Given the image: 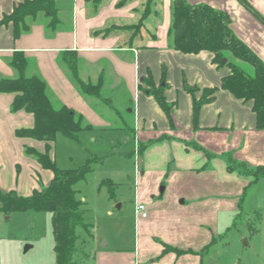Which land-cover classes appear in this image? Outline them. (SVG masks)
I'll return each instance as SVG.
<instances>
[{"label":"crops","instance_id":"0c3cea01","mask_svg":"<svg viewBox=\"0 0 264 264\" xmlns=\"http://www.w3.org/2000/svg\"><path fill=\"white\" fill-rule=\"evenodd\" d=\"M22 1L0 0V20ZM173 1L55 0L54 15L39 13L19 37L12 23L0 24V79L18 76L11 62L21 52L28 74H37L47 83L53 104L74 109L92 129L113 128L117 118L123 120L121 113L111 114L110 106L122 104L131 116L126 129L133 133V153L141 160L135 198L145 204L147 216L138 215L136 220L135 249L112 248L108 239L105 247L97 248L103 237L95 228L89 237L94 264H205L209 250L204 248L214 233L204 226L219 225L228 215V223L223 224L232 228L247 188L256 185L255 191L264 182V176L255 180L227 170L222 159L226 154L248 167L264 166V129L257 127L253 102L222 87L229 66L215 64L214 54L207 50L184 53L173 48L169 34ZM187 1L227 12L233 32L264 62V23L240 0ZM249 2L264 16V0ZM51 20L54 24L49 26ZM230 60L254 74L250 64ZM71 62H76L80 79L101 84L99 95L83 93L69 68ZM149 74L155 86L163 78L168 84L164 94L172 105V121L146 90L143 79ZM184 81L198 88L197 99L205 89L217 88L214 99L201 107L197 127L194 99ZM14 97L0 92L1 186V177H15L20 162L26 168L33 163L25 156L26 146L44 152L34 138L17 135L18 128L33 127L35 118L25 109L13 111ZM187 178L192 184L180 185ZM160 184H165L163 192ZM167 192L170 195L163 198ZM164 244L183 252L163 253ZM69 264H74L73 258ZM248 264H264V247Z\"/></svg>","mask_w":264,"mask_h":264},{"label":"trees","instance_id":"16d2710c","mask_svg":"<svg viewBox=\"0 0 264 264\" xmlns=\"http://www.w3.org/2000/svg\"><path fill=\"white\" fill-rule=\"evenodd\" d=\"M54 1L24 0L14 7L10 15L4 16L0 20V24L12 23L14 35L19 37L21 33L29 30L30 22L36 20L39 13L44 12L49 17L54 15ZM240 1L264 23V16L250 4L249 0ZM53 24L54 22L51 20L49 26ZM230 24L231 18L227 12L216 9L208 3L193 4L187 0H174L169 34L174 49L184 53H199L207 50L214 54L213 62L215 64L229 66L230 72L222 79V87L239 99L252 101L253 110L257 116V127L264 129V62L233 32ZM225 52H229L234 58L253 66L254 74H249L230 60ZM224 58L227 59L226 62L223 61ZM11 63L18 71V76L0 79V92L14 93L15 97L11 104L13 111L25 109L34 115V126L18 128L16 133L21 137L47 142L46 152H39L30 147H27L25 151L36 157L44 168L50 169L53 172V177L47 186L41 190L36 189L32 194L26 196L14 190L3 192L0 189V213L51 212L57 264H69L77 251L78 229L88 228L85 202L78 197L75 186L85 178L92 166L87 165L77 169L59 168L56 161L49 156L50 142L56 139L58 133L73 139L78 138L81 131L92 129V126L85 124L83 116L67 105L55 106L53 104L47 83L37 74H28V62L21 52L16 53ZM69 68L83 93L99 95L100 83L93 84L80 79L77 74L76 62H71ZM143 80L148 85L146 90L156 98L172 121V105L166 100L164 94L168 87L165 79H162L159 86L154 85L151 74ZM184 88L193 96L194 124L197 127L201 107L214 99L217 88L205 89L199 99L195 96L197 87L184 81ZM229 160L235 163L234 166L228 165L231 171L237 170L241 175L252 176L255 180L264 176V166L248 167L245 163L238 162L231 157ZM87 234L89 237L92 236L89 232ZM214 241L215 239L204 250H208ZM169 251H175L177 254L183 252L171 245L164 244L163 253Z\"/></svg>","mask_w":264,"mask_h":264},{"label":"rangeland","instance_id":"374dc122","mask_svg":"<svg viewBox=\"0 0 264 264\" xmlns=\"http://www.w3.org/2000/svg\"><path fill=\"white\" fill-rule=\"evenodd\" d=\"M65 10V13H69ZM66 21L68 23V19ZM225 54L229 59L233 57L229 52ZM110 108H113L114 112L111 114L114 117H118L116 115L119 113L124 117L123 120L120 118L118 121L117 118L114 122L116 129H85L75 139L58 133L56 139L50 142L49 156L56 161L59 168L77 169L92 166L85 178L75 186L78 197L85 202L88 228L78 229V251L73 255L74 264H94V251L87 232L92 234L95 228L103 237L97 248L105 247L101 245L106 239L112 248L135 249L138 244L135 196L138 188L136 172L141 168V160L133 153V133L126 129V125L132 123L130 114L125 112L126 108L122 104ZM37 141L40 142V151L46 152L47 142ZM25 154L27 158L34 159L33 163L26 168V164L20 162L15 177L2 176L4 185H0V189L3 192L13 188L26 196L49 184L53 176L51 170L43 168L33 155L27 154L26 151ZM229 157L233 159L228 154L222 159L227 166H234L235 163L231 162ZM235 171L237 170L232 172ZM165 184L159 185L160 191ZM181 184L187 186L192 183L187 178ZM253 186L256 185L247 188L243 200L245 202L240 204L230 224L232 228L223 224L228 223V215L224 216L223 221L220 220L219 225L204 226V229L214 233L211 241L215 239L214 244L208 248L209 254L205 264H230L234 260L248 264L253 258L256 259L260 249L264 247V198H261L264 182H260L255 191ZM169 195L167 192L163 198ZM27 245L32 247L25 251ZM54 245L51 212L0 213V264H57Z\"/></svg>","mask_w":264,"mask_h":264},{"label":"built area","instance_id":"2783aa9c","mask_svg":"<svg viewBox=\"0 0 264 264\" xmlns=\"http://www.w3.org/2000/svg\"><path fill=\"white\" fill-rule=\"evenodd\" d=\"M136 213L138 215H141L142 217H146L147 216V210H146V206H145L144 203L137 202V204H136Z\"/></svg>","mask_w":264,"mask_h":264},{"label":"water","instance_id":"95a60500","mask_svg":"<svg viewBox=\"0 0 264 264\" xmlns=\"http://www.w3.org/2000/svg\"><path fill=\"white\" fill-rule=\"evenodd\" d=\"M226 58H224V62H226ZM163 190H164V188H162V192H163ZM106 245V242L105 241H103L102 242V246H105ZM32 247V245H27L26 247H25V251H27L28 249H30Z\"/></svg>","mask_w":264,"mask_h":264}]
</instances>
